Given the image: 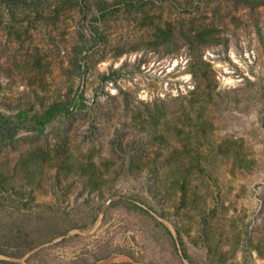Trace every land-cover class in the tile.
<instances>
[{
  "label": "rangeland",
  "instance_id": "1",
  "mask_svg": "<svg viewBox=\"0 0 264 264\" xmlns=\"http://www.w3.org/2000/svg\"><path fill=\"white\" fill-rule=\"evenodd\" d=\"M0 183V264H264V0H0Z\"/></svg>",
  "mask_w": 264,
  "mask_h": 264
},
{
  "label": "trees",
  "instance_id": "2",
  "mask_svg": "<svg viewBox=\"0 0 264 264\" xmlns=\"http://www.w3.org/2000/svg\"><path fill=\"white\" fill-rule=\"evenodd\" d=\"M50 115V113L48 112V113H46V117H48ZM40 123V122H39ZM41 124V126H42V122L40 123ZM40 130H42V128H40ZM1 184V183H0ZM63 234H58V232L57 233H53L51 236H49V237H47L48 239L49 238H51V237H58V236H62ZM26 238H28V242H29V244L25 247V249L23 250V252H22V254H21V256L23 255V254H26L27 252H29V251H31V250H33L35 247H36V243H38V241L37 242H34V241H32V240H30V237H29V234H26ZM44 241H46L45 239H43ZM9 264H16V263H9Z\"/></svg>",
  "mask_w": 264,
  "mask_h": 264
}]
</instances>
